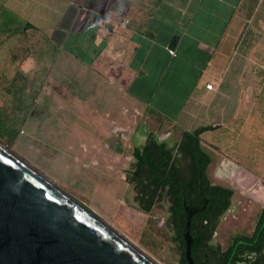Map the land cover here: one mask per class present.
<instances>
[{
  "label": "crops",
  "instance_id": "crops-1",
  "mask_svg": "<svg viewBox=\"0 0 264 264\" xmlns=\"http://www.w3.org/2000/svg\"><path fill=\"white\" fill-rule=\"evenodd\" d=\"M263 5L264 0H0L3 75L7 69L88 73L118 61L117 79L136 106L181 132L214 128L201 141L207 136V145L238 165L249 161L245 170L257 172L264 169L254 157L258 145L264 146V24H257ZM102 16L124 21L125 28L101 38L95 23ZM250 21L258 28L257 48L249 52L257 66L233 56ZM38 106L33 101L30 118Z\"/></svg>",
  "mask_w": 264,
  "mask_h": 264
},
{
  "label": "rangeland",
  "instance_id": "rangeland-1",
  "mask_svg": "<svg viewBox=\"0 0 264 264\" xmlns=\"http://www.w3.org/2000/svg\"><path fill=\"white\" fill-rule=\"evenodd\" d=\"M263 12L258 11L257 24H264ZM247 15L245 20H249ZM257 30L250 21L235 43L233 56L241 57L245 65L257 66V60L249 58V52L257 48ZM9 61L13 62L7 59V64ZM3 63L0 58V122L15 137L10 141L0 136V146L87 208L155 264H180L169 202L162 199L149 213L141 211L128 179L135 163V147L141 149L151 137L176 155L182 132L129 100L124 83L117 79L122 69L118 61H106L88 73L76 70L62 74L57 68L47 75L11 69L3 75ZM35 100L41 106L30 118ZM207 138L200 145L211 158L208 181L233 191L229 208L219 217L210 239L213 254L208 261L212 263L219 260L234 237L253 233L263 203L247 196L234 182L236 175L228 169L233 162L207 145ZM256 151L255 159L264 162V146L261 149L258 145ZM239 165L251 169L249 161ZM249 173L264 177V169Z\"/></svg>",
  "mask_w": 264,
  "mask_h": 264
},
{
  "label": "water",
  "instance_id": "water-1",
  "mask_svg": "<svg viewBox=\"0 0 264 264\" xmlns=\"http://www.w3.org/2000/svg\"><path fill=\"white\" fill-rule=\"evenodd\" d=\"M228 166L246 195L264 204V177L236 163ZM184 209V255L187 264H194L190 222L200 210ZM150 261L87 208L0 146V264H155Z\"/></svg>",
  "mask_w": 264,
  "mask_h": 264
},
{
  "label": "trees",
  "instance_id": "trees-1",
  "mask_svg": "<svg viewBox=\"0 0 264 264\" xmlns=\"http://www.w3.org/2000/svg\"><path fill=\"white\" fill-rule=\"evenodd\" d=\"M0 128V136L12 141L15 133L1 122ZM213 129L205 127L193 132H182L176 155L151 137L144 147H135L132 153L135 163L128 182L134 185L138 208L149 213L157 201L167 199L175 240L180 250V264H187L182 237L185 207L200 210L191 217L190 222L193 240L191 258L194 264H236L244 254H257V248L264 245L263 207L250 236L234 237L218 261H208L209 255L213 254L210 245L212 233L219 217L229 208L233 196L231 189L211 185L207 178L206 171L211 158L200 143L201 135ZM181 163H184L182 168Z\"/></svg>",
  "mask_w": 264,
  "mask_h": 264
},
{
  "label": "built area",
  "instance_id": "built-area-1",
  "mask_svg": "<svg viewBox=\"0 0 264 264\" xmlns=\"http://www.w3.org/2000/svg\"><path fill=\"white\" fill-rule=\"evenodd\" d=\"M125 25L126 23L124 21L114 22L110 17L102 16L97 19L95 23V29L97 34L104 39L109 37L116 30L125 28ZM168 53L171 56H175V52L173 50H168ZM205 88L207 90H213L212 84H207Z\"/></svg>",
  "mask_w": 264,
  "mask_h": 264
},
{
  "label": "flooded vegetation",
  "instance_id": "flooded-vegetation-1",
  "mask_svg": "<svg viewBox=\"0 0 264 264\" xmlns=\"http://www.w3.org/2000/svg\"><path fill=\"white\" fill-rule=\"evenodd\" d=\"M263 207H264V204L262 208ZM258 219H259V216L257 218V222H258ZM236 264H264V245L262 248H257V254L256 253L244 254L242 260L236 262Z\"/></svg>",
  "mask_w": 264,
  "mask_h": 264
},
{
  "label": "bare ground",
  "instance_id": "bare-ground-1",
  "mask_svg": "<svg viewBox=\"0 0 264 264\" xmlns=\"http://www.w3.org/2000/svg\"><path fill=\"white\" fill-rule=\"evenodd\" d=\"M3 148V147H1ZM4 149V148H3ZM102 224L110 231L112 232L116 237H118L119 239H121L123 242H125L127 245H129L133 250H135L136 252H138L142 257H144L145 259H148L143 253L139 252V250L135 249L122 235H120L118 232H116L114 229L108 227L107 225H105L103 222ZM151 262V261H150ZM153 263V262H152Z\"/></svg>",
  "mask_w": 264,
  "mask_h": 264
}]
</instances>
